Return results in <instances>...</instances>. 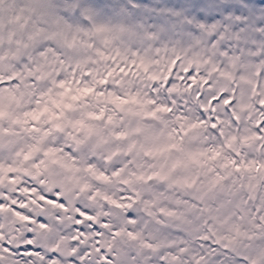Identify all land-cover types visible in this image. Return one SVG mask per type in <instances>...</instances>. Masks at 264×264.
Wrapping results in <instances>:
<instances>
[{"label":"clouds","instance_id":"clouds-1","mask_svg":"<svg viewBox=\"0 0 264 264\" xmlns=\"http://www.w3.org/2000/svg\"><path fill=\"white\" fill-rule=\"evenodd\" d=\"M0 264H264V0H0Z\"/></svg>","mask_w":264,"mask_h":264}]
</instances>
